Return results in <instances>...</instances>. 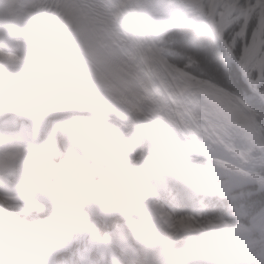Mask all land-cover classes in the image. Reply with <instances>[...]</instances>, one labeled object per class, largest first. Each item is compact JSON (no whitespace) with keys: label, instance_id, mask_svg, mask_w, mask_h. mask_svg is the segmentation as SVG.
Segmentation results:
<instances>
[{"label":"clouds","instance_id":"9594fccd","mask_svg":"<svg viewBox=\"0 0 264 264\" xmlns=\"http://www.w3.org/2000/svg\"><path fill=\"white\" fill-rule=\"evenodd\" d=\"M120 7L114 0H43L44 47L15 75L0 77V111L8 117L0 123V152L13 144L10 119L30 129L19 141L29 148L42 147L41 137L61 148L58 163L43 171L32 166L36 152L20 162L19 199L0 206V255L33 264L30 241L48 235L52 221L86 246L99 213L123 217L147 201L173 220L204 212L231 227L201 218V228L172 230L149 209L130 237L137 264H231L245 241L239 225L249 221L238 215L245 201L220 193L238 185L242 168L264 175L257 167L264 163V99L248 83L264 80V53L252 57L238 25L186 3L129 4L138 15L122 22L140 23L118 41L113 14ZM174 9H191L195 23L165 36ZM174 37L187 58L170 51ZM37 109H50L39 123L30 118ZM102 115L125 118L135 130L138 163L129 162L115 133L101 131L113 127ZM193 187L200 195L190 203L184 197ZM246 191L236 186L233 195Z\"/></svg>","mask_w":264,"mask_h":264},{"label":"snow or ice","instance_id":"6c2138e0","mask_svg":"<svg viewBox=\"0 0 264 264\" xmlns=\"http://www.w3.org/2000/svg\"><path fill=\"white\" fill-rule=\"evenodd\" d=\"M191 7V4H189ZM41 7V5H40ZM201 15H204L203 9H199ZM158 52L160 50H157ZM249 65L247 62L243 64L246 75ZM264 80H257L249 78L248 83L254 91L264 99V91H261L260 85ZM9 135L15 145L17 142L22 141L26 134L30 132V129H18L17 120H9ZM261 149H264V145H260ZM15 159L14 155H9L7 160L9 163ZM257 167H264V163H260ZM242 173V179L238 185L229 186L221 191L222 196H228L231 199H240L245 201L243 206L238 207V215L241 220L249 221L248 224H240L239 229L244 233L245 241L244 244L237 249L231 261V264H264V175L257 174L248 169H240ZM246 187L247 191L233 195V188ZM200 195L199 187H193L185 193V200L190 203H195L196 197ZM146 207L135 208L125 210L122 215L128 223L130 231L128 237L136 233V218L139 217L143 212L151 209L152 214L160 219H167L170 222L169 227L172 230L177 228L191 231L204 226L200 222L203 218L209 227L213 228H228V225L223 216H207L205 217L204 212H200L199 216L193 214H185L176 217L174 220L172 214L165 209H162L158 204H152L145 202ZM169 236L173 235V231H169ZM126 239V238H122ZM121 254L116 255L115 252L109 247V239H106L102 244V255L101 259L93 260L91 254H89L87 260H75L74 264H137L138 251L130 243L120 244ZM146 253V257H147ZM0 264H18L17 259L13 253H7L0 255ZM47 264H59L56 259L55 253H52L47 258Z\"/></svg>","mask_w":264,"mask_h":264},{"label":"rangeland","instance_id":"374dc122","mask_svg":"<svg viewBox=\"0 0 264 264\" xmlns=\"http://www.w3.org/2000/svg\"><path fill=\"white\" fill-rule=\"evenodd\" d=\"M128 1L132 2L131 4H152V3L164 2V3H167L168 5H175L177 3L185 2L188 5L191 4L193 9H196L193 3V0H182L183 2L181 0H133V1L128 0ZM223 1H224V5H227L231 9L236 10L241 16L248 17L252 13L256 12L261 16L260 19L262 21L264 20V0H244L243 2H241L240 0H223ZM119 2L123 6V3L121 2V0H119ZM122 10L123 9H121V11ZM127 10H131L134 12V10L130 9L129 7ZM154 11L156 13L159 12L158 9ZM174 13H175L176 22L171 26V28L177 25H183V24L189 23L195 19L193 15V11L191 9H174ZM162 41H163V37H162ZM119 120L122 121L123 123L122 119H119ZM55 151H58V154H57L58 156H55L58 158L61 153V150H58V148H56Z\"/></svg>","mask_w":264,"mask_h":264},{"label":"trees","instance_id":"16d2710c","mask_svg":"<svg viewBox=\"0 0 264 264\" xmlns=\"http://www.w3.org/2000/svg\"><path fill=\"white\" fill-rule=\"evenodd\" d=\"M207 4L209 5V0H207ZM221 18L225 19L229 24H236L239 26L241 37L247 38L246 46L249 47L252 57L257 58L258 56L260 57V53H264V50L261 52L264 45V31L262 32L260 30L257 17H254L249 22H245V20L240 19L238 20L236 15L223 7L217 16V19ZM187 26L176 28L173 31L183 29ZM180 39V37H174L172 40H169L171 43L170 51L175 52L177 55L186 56L187 58V55L189 54L183 53L179 47H176V45L180 43Z\"/></svg>","mask_w":264,"mask_h":264},{"label":"bare ground","instance_id":"6f19581e","mask_svg":"<svg viewBox=\"0 0 264 264\" xmlns=\"http://www.w3.org/2000/svg\"><path fill=\"white\" fill-rule=\"evenodd\" d=\"M120 11H121V9H119ZM122 12V11H121ZM127 12H128V15L127 16H136V15H138V13H136L135 11L133 12V11H131V10H127ZM127 16H125V15H123V18L124 17H127ZM36 23H38L39 24V30H37L36 29ZM126 25H128L129 23L128 22H124ZM28 27V29H29V31H31V34L34 36V37H36L37 38V35L39 34V33H41V27H42V21L40 20V19H37V20H34V25L33 24H26L25 25V29ZM128 27H129V25H128ZM130 28V27H129ZM38 41V44L40 45V46H42V47H44L42 44H40L39 43V40H37ZM19 47H20V49H24V45L22 44V42L19 40ZM26 55V54H25ZM107 116H109V117H111V118H113V119H117V120H119V119H122L123 120V123L124 124H126V125H130L128 122H127V120L125 119V118H119V117H117V116H114V115H107ZM120 121V120H119ZM122 122V121H121ZM55 145H53V143H51V146H49V148L51 149L50 150V152H52L53 153V155L56 153V151H54L53 150V148H55L54 147ZM47 149V148H46ZM45 149V150H46ZM46 151H49L48 149L46 150ZM55 156V155H54ZM58 156V155H57ZM54 164V163H53Z\"/></svg>","mask_w":264,"mask_h":264}]
</instances>
